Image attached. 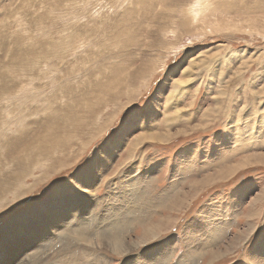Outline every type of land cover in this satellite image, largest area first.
Segmentation results:
<instances>
[{"label":"rangeland","instance_id":"1","mask_svg":"<svg viewBox=\"0 0 264 264\" xmlns=\"http://www.w3.org/2000/svg\"><path fill=\"white\" fill-rule=\"evenodd\" d=\"M263 263L264 0H0V264Z\"/></svg>","mask_w":264,"mask_h":264},{"label":"snow or ice","instance_id":"2","mask_svg":"<svg viewBox=\"0 0 264 264\" xmlns=\"http://www.w3.org/2000/svg\"><path fill=\"white\" fill-rule=\"evenodd\" d=\"M89 163L90 161L85 162V164L81 165L80 169H78L77 171L80 172V171L85 170ZM85 187H87V185H85ZM73 191H75V189H73ZM154 254H155V249L149 248V249H146L142 255L147 257L150 260Z\"/></svg>","mask_w":264,"mask_h":264},{"label":"bare ground","instance_id":"3","mask_svg":"<svg viewBox=\"0 0 264 264\" xmlns=\"http://www.w3.org/2000/svg\"><path fill=\"white\" fill-rule=\"evenodd\" d=\"M154 237V236H153ZM47 243V242H46ZM260 263V262H259ZM264 264V263H263Z\"/></svg>","mask_w":264,"mask_h":264}]
</instances>
